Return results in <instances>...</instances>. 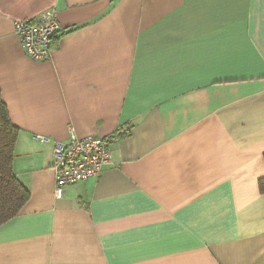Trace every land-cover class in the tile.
<instances>
[{"label":"crops","instance_id":"0c3cea01","mask_svg":"<svg viewBox=\"0 0 264 264\" xmlns=\"http://www.w3.org/2000/svg\"><path fill=\"white\" fill-rule=\"evenodd\" d=\"M50 10L36 62L15 24ZM0 94L30 193L0 264H264V0H0ZM71 131L113 160L57 199Z\"/></svg>","mask_w":264,"mask_h":264},{"label":"built area","instance_id":"2783aa9c","mask_svg":"<svg viewBox=\"0 0 264 264\" xmlns=\"http://www.w3.org/2000/svg\"><path fill=\"white\" fill-rule=\"evenodd\" d=\"M15 32L25 54L33 61L45 62L51 58L60 33L57 12L50 10L37 20L17 22ZM54 158L55 195L61 199L66 187L101 177L104 169L112 164V140L93 135L79 138L71 131L68 143L56 146Z\"/></svg>","mask_w":264,"mask_h":264},{"label":"trees","instance_id":"16d2710c","mask_svg":"<svg viewBox=\"0 0 264 264\" xmlns=\"http://www.w3.org/2000/svg\"><path fill=\"white\" fill-rule=\"evenodd\" d=\"M18 135L0 94V227L17 217L30 198L13 169ZM259 190L264 194V179L259 181Z\"/></svg>","mask_w":264,"mask_h":264}]
</instances>
